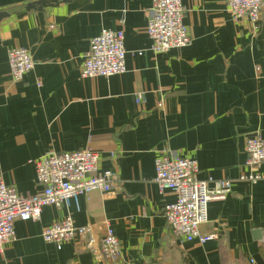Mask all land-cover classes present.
<instances>
[{"label": "crops", "instance_id": "crops-1", "mask_svg": "<svg viewBox=\"0 0 264 264\" xmlns=\"http://www.w3.org/2000/svg\"><path fill=\"white\" fill-rule=\"evenodd\" d=\"M34 1L0 0V11ZM181 1L193 42L163 54L150 50L146 33L153 0H73L0 23L4 182L36 196V160L84 149L99 154L101 171L118 176L112 193L82 196L78 209L47 206L39 221H17L0 264H264V181H239L248 172L247 138H264V8L253 24L234 20L225 0ZM105 29L124 32L127 71L83 79L90 41ZM16 47L29 49L35 62L20 82L8 60ZM141 92L146 100L137 104ZM163 151L196 160L201 181L233 182L228 198L208 207L202 229L216 240L188 243L171 232L164 210L176 196L154 183ZM68 215L78 227L93 226L98 239L111 226L118 260L93 253L83 239L61 249L45 242L43 230Z\"/></svg>", "mask_w": 264, "mask_h": 264}, {"label": "built area", "instance_id": "built-area-1", "mask_svg": "<svg viewBox=\"0 0 264 264\" xmlns=\"http://www.w3.org/2000/svg\"><path fill=\"white\" fill-rule=\"evenodd\" d=\"M226 8L234 20H248L258 24L262 19L264 0H225ZM185 8L181 0H153L146 33L154 54L191 46L193 40L184 23ZM124 32L103 30L90 41V48L81 68V77L109 78L125 74L127 52ZM141 55V52L140 54ZM9 68L14 81L20 82L35 67L31 52L16 47L8 52ZM137 104L146 100L145 93H136ZM163 104L160 102L159 107ZM246 167L248 172L239 181L256 184L264 181L260 167L264 165V138L251 136L246 140ZM114 156V154L112 155ZM36 181L42 187L40 194L24 197L0 176V255L7 244L15 239L17 221H39L42 209L52 206L61 210L73 205L79 208L82 196L93 192L112 193L118 181L113 170L101 171L100 156L92 149L57 153L54 151L34 162ZM154 183L160 192L171 191L175 202L164 210L166 222L175 237L188 243L203 245L214 241V234L203 232L208 222V207L213 201H224L232 193L233 182L228 179L199 180L196 160L160 153L155 161ZM42 237L47 243L61 249L65 243L83 239L86 246L105 259L115 262L120 256V241L114 229L107 225L101 239L94 234L93 226L78 227L71 216L55 221L45 228Z\"/></svg>", "mask_w": 264, "mask_h": 264}, {"label": "water", "instance_id": "water-1", "mask_svg": "<svg viewBox=\"0 0 264 264\" xmlns=\"http://www.w3.org/2000/svg\"><path fill=\"white\" fill-rule=\"evenodd\" d=\"M71 1L73 0H36L16 12L0 11V23L5 19H9L12 16L20 14L21 12H43L47 8L58 7L61 3H70ZM255 235H258V240L262 239L261 230H257Z\"/></svg>", "mask_w": 264, "mask_h": 264}]
</instances>
